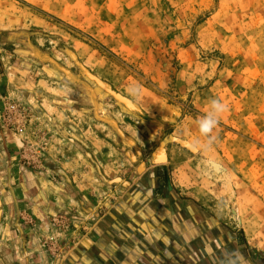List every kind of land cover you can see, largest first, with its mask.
<instances>
[{"label":"rangeland","instance_id":"obj_1","mask_svg":"<svg viewBox=\"0 0 264 264\" xmlns=\"http://www.w3.org/2000/svg\"><path fill=\"white\" fill-rule=\"evenodd\" d=\"M153 195L264 254V0H0V264Z\"/></svg>","mask_w":264,"mask_h":264},{"label":"crops","instance_id":"obj_2","mask_svg":"<svg viewBox=\"0 0 264 264\" xmlns=\"http://www.w3.org/2000/svg\"><path fill=\"white\" fill-rule=\"evenodd\" d=\"M53 203L56 200L50 199L49 204ZM84 234L79 243L60 250L58 256L42 255L38 262L31 257V263L264 264L263 252L197 204L174 196L131 198L110 208ZM8 238L10 234L2 240L11 243Z\"/></svg>","mask_w":264,"mask_h":264},{"label":"clouds","instance_id":"obj_3","mask_svg":"<svg viewBox=\"0 0 264 264\" xmlns=\"http://www.w3.org/2000/svg\"><path fill=\"white\" fill-rule=\"evenodd\" d=\"M227 110V106L219 103L218 101L213 102L208 118L202 122V131L208 133L214 128L220 119L221 115Z\"/></svg>","mask_w":264,"mask_h":264},{"label":"water","instance_id":"obj_4","mask_svg":"<svg viewBox=\"0 0 264 264\" xmlns=\"http://www.w3.org/2000/svg\"><path fill=\"white\" fill-rule=\"evenodd\" d=\"M9 166H11V164L9 163ZM8 177H10V170H8ZM2 213H3V205L2 202L0 200V222H1V218H2ZM18 230L20 231V227L18 224H16Z\"/></svg>","mask_w":264,"mask_h":264},{"label":"flooded vegetation","instance_id":"obj_5","mask_svg":"<svg viewBox=\"0 0 264 264\" xmlns=\"http://www.w3.org/2000/svg\"><path fill=\"white\" fill-rule=\"evenodd\" d=\"M5 261L7 262L8 259H7V260L5 259L4 261L2 260V263H3V264H8V263H6Z\"/></svg>","mask_w":264,"mask_h":264}]
</instances>
